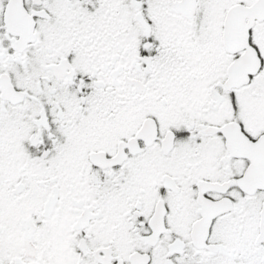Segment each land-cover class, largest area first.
Listing matches in <instances>:
<instances>
[{"label": "snow or ice", "instance_id": "snow-or-ice-1", "mask_svg": "<svg viewBox=\"0 0 264 264\" xmlns=\"http://www.w3.org/2000/svg\"><path fill=\"white\" fill-rule=\"evenodd\" d=\"M0 264H264V0H0Z\"/></svg>", "mask_w": 264, "mask_h": 264}]
</instances>
